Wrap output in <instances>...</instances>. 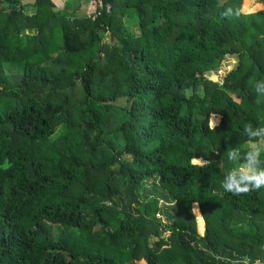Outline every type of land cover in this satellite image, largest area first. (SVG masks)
<instances>
[{
    "label": "trees",
    "instance_id": "obj_1",
    "mask_svg": "<svg viewBox=\"0 0 264 264\" xmlns=\"http://www.w3.org/2000/svg\"><path fill=\"white\" fill-rule=\"evenodd\" d=\"M91 1L0 0V264H264V0Z\"/></svg>",
    "mask_w": 264,
    "mask_h": 264
},
{
    "label": "rangeland",
    "instance_id": "obj_2",
    "mask_svg": "<svg viewBox=\"0 0 264 264\" xmlns=\"http://www.w3.org/2000/svg\"><path fill=\"white\" fill-rule=\"evenodd\" d=\"M70 2L72 3L73 0L72 1L70 0ZM27 3H31V1H28ZM85 3L86 2H83L79 6V10H82L83 9V11H84V12L83 11H79L80 13L83 12V14H84L85 11L86 12L88 11V10H86L87 4H85ZM258 5H260V4H254V5L250 6L249 8H242V12L243 13H253V12H255V11L258 10L257 7H260ZM74 7H75V5H74ZM68 8L65 9V10H61L59 12L60 13L62 12V15L64 17L70 19V18H73V15L70 13V11L68 10ZM56 11H58V10H56ZM31 12H32L31 8L30 9H28V8L25 9V13H31ZM79 15H82V14H79ZM26 33L33 34L34 32L33 31H26ZM108 39H109V33L106 35L105 41H107ZM235 64H236V60H235V58L233 56H226L225 60L221 64V67L218 70V72L217 73L208 74L207 77L211 81L217 82L220 85L221 84V80L223 79V77L225 76V74H227V72H229L235 66ZM212 120H213V116H211L209 118V126L210 127H215V126H217L219 124L220 117H217L218 122H216V123H213ZM117 143L120 144V141H118ZM248 147H250L255 154H258L259 152L264 151V137H262L260 139V141L258 143H256V144H252V143L248 144ZM238 171L240 173L248 176V177L257 178V179H263L264 180V174H257V173H255L247 165H243V164L240 165L238 167ZM151 185L152 184H149L147 186V189ZM161 204H165V203L163 201H161ZM196 210H197V213L195 212V214H194V212H193V214H194V216L196 218V230H197V232L200 235H203V233H204V221H203L202 215L198 211V208ZM199 222H201V225L199 224ZM163 236H166V233H164ZM137 264H145V263L143 262V260H140V261L137 262Z\"/></svg>",
    "mask_w": 264,
    "mask_h": 264
},
{
    "label": "crops",
    "instance_id": "obj_3",
    "mask_svg": "<svg viewBox=\"0 0 264 264\" xmlns=\"http://www.w3.org/2000/svg\"><path fill=\"white\" fill-rule=\"evenodd\" d=\"M52 2L54 3L55 9L58 10V12L61 10H65L69 7L68 10L73 15V18H70L71 20L80 19V18H83L84 16H89V12L91 10H93V8H95V4H93V2L91 0H87V1L86 0H73L72 3L70 2V0H52ZM83 2H86L85 3V4H87L86 10H88L87 12L85 11V13H84L85 15L83 14V12H84L83 9L79 10V6ZM74 5H75V7H74ZM258 6H260V5H258ZM260 8H261V6L257 7V9H260ZM79 11H83V12L80 13ZM79 14H82V15H79ZM60 15H62V12L60 13Z\"/></svg>",
    "mask_w": 264,
    "mask_h": 264
},
{
    "label": "built area",
    "instance_id": "obj_4",
    "mask_svg": "<svg viewBox=\"0 0 264 264\" xmlns=\"http://www.w3.org/2000/svg\"><path fill=\"white\" fill-rule=\"evenodd\" d=\"M99 8L100 9H106V12H109L110 11V6L109 5H106V6H103L101 3L99 4Z\"/></svg>",
    "mask_w": 264,
    "mask_h": 264
}]
</instances>
